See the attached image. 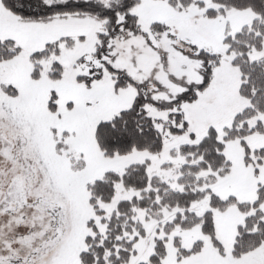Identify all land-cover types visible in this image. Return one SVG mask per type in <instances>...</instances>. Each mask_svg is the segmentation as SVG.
Wrapping results in <instances>:
<instances>
[{"label": "snow or ice", "instance_id": "6c2138e0", "mask_svg": "<svg viewBox=\"0 0 264 264\" xmlns=\"http://www.w3.org/2000/svg\"><path fill=\"white\" fill-rule=\"evenodd\" d=\"M0 264H264V0H0Z\"/></svg>", "mask_w": 264, "mask_h": 264}]
</instances>
